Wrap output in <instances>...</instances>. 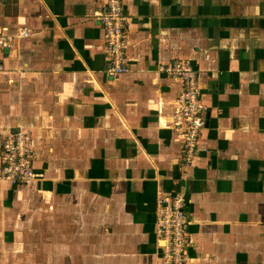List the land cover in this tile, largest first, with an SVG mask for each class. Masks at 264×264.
Instances as JSON below:
<instances>
[{
    "label": "crops",
    "instance_id": "0c3cea01",
    "mask_svg": "<svg viewBox=\"0 0 264 264\" xmlns=\"http://www.w3.org/2000/svg\"><path fill=\"white\" fill-rule=\"evenodd\" d=\"M128 72L106 75V0H2L0 166L33 140L32 184L0 181V264H165L158 201L183 198L187 264H264V0H124ZM178 61L208 125L186 164Z\"/></svg>",
    "mask_w": 264,
    "mask_h": 264
},
{
    "label": "built area",
    "instance_id": "2783aa9c",
    "mask_svg": "<svg viewBox=\"0 0 264 264\" xmlns=\"http://www.w3.org/2000/svg\"><path fill=\"white\" fill-rule=\"evenodd\" d=\"M2 0H0V6ZM95 20L105 32L108 66L106 75L117 80L128 72L127 27L131 16L124 0H106V7L95 13ZM29 33L22 30L18 36L0 33V48L7 49L27 38ZM172 74L183 85L176 111L177 131L185 136L186 164H192L199 151L200 133L208 125V108L202 100L197 71L189 61H178L171 69ZM4 154L0 166V181L13 185L28 186L39 176L33 166L34 145L32 137L23 131L11 132L3 143ZM159 218L156 236L160 242V255L165 264H187L190 235L188 218L183 198L162 196L158 201Z\"/></svg>",
    "mask_w": 264,
    "mask_h": 264
}]
</instances>
